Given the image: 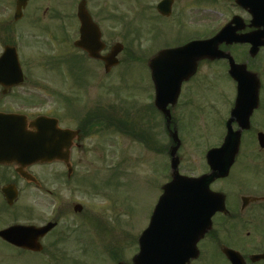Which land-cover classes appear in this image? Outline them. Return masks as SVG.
I'll list each match as a JSON object with an SVG mask.
<instances>
[{
    "label": "flooded vegetation",
    "instance_id": "flooded-vegetation-1",
    "mask_svg": "<svg viewBox=\"0 0 264 264\" xmlns=\"http://www.w3.org/2000/svg\"><path fill=\"white\" fill-rule=\"evenodd\" d=\"M40 1L42 3L39 6L35 0H0V32H4L6 37V40H2L3 48L6 45H13L22 54L21 46L28 47L36 33L43 36L45 31L53 30L56 32L54 23L59 24L60 29L56 37H52L51 40L59 37V44L64 41L68 47L74 45V42L80 37V23L77 13L70 10L65 11L61 0L60 2L59 0ZM82 1L86 2L88 12H90L93 21L99 24L101 31L103 24L100 22V16L108 15L109 21H113L111 18H115L108 8L99 10L100 3L97 6L99 11L94 12L96 8H93L95 5L93 1L95 0H79L78 2ZM149 1V8L153 17L148 19L150 26L157 25L159 19L172 20L171 17L176 15L175 6L179 3L178 0H168L170 1V11L164 9V13L159 9L160 3L164 0ZM71 4L74 5L72 1ZM189 5L203 7L200 16H190L196 22L194 23L195 28L201 30L195 31L197 34H192L191 37L185 36L178 43L153 47L154 53L144 60L149 74V89L143 91L144 98L137 99L133 103L130 102L125 106L121 104L118 107L115 102L119 100L118 98L114 102H110V92L107 87L108 75L112 74L127 56L121 57V53L117 67L106 72V65L103 60L92 59L86 52H83L86 57L82 61L92 62V72L83 75L82 71L87 68L86 64L83 63L81 65L83 69L80 68L79 72L68 76L69 90H64L55 83L54 89L57 99L68 93V99H70L68 104L71 110L69 114L63 111V114L53 116L49 111H42L35 107L34 109L29 108L30 103H26V101H34V96L41 97L42 89L39 87L41 84L32 79L30 86L36 92L40 91L39 95L33 94L34 96H31L29 94L32 97L30 98L26 96V90L21 92L20 89L25 88V84L29 81L26 75V64L23 61L21 63L25 76L20 85L5 87L0 83L1 112L2 110L24 112L30 119L47 114L56 117L60 127L77 131L71 141L72 147L69 151L68 160L72 164L71 171L69 163L60 159L45 164L36 163L23 168V172L35 176L32 181H29L19 175L18 168L20 166H14V163L0 164V264H31L33 261L29 262L27 258L32 256L37 264H89L87 257L83 254L84 251L76 252L75 247L71 251L67 250L68 243L73 242L71 237L74 229L68 224L64 225V219L71 218L70 214L81 219L79 224H83L87 220L88 216H86L84 207L81 212H77L76 209L77 205H82V203L62 201L59 194L56 195L55 189L51 188L50 183L42 178L38 170L36 171V167L62 166L64 172L61 171L58 174H60L64 185L74 183L77 184L78 189L84 188V178L78 177L77 174L78 163L87 157L91 147L95 148L94 151L99 158H110L115 152L113 151V133L122 137L120 139L124 158L128 154L129 142L133 141L138 144V149L144 151L142 155L154 153L153 160H157L155 157L163 153L164 149H167L168 155V150L173 143L171 134L177 130L180 137V134L184 136L187 130L183 123V112H197L200 116L202 115L204 104L196 100L191 92H193L195 81L203 74L200 72L203 65H208L210 71L212 70L206 73L207 76L213 78L215 71L216 74L223 76L234 85V96L229 99L219 117L221 124L220 139L216 143L204 144L203 147L207 151L225 143L227 125H230L234 132H240V147L234 161L229 166V172L210 184V188L220 195H215L217 199L213 196L208 202V207L205 208L207 211L212 207L215 211L210 220L207 219L208 223L211 221V227L199 241L200 257L191 260L190 264H208L205 248L208 243L213 244L215 253L217 252L219 256L225 258V264H232L224 251L225 247L240 252L242 258L238 257L237 264H264V124L256 120L259 112L264 113L262 101L264 94V0H189ZM110 9L115 11L116 8ZM204 12L206 14L208 12V15H204ZM188 18L183 15L179 20L174 19V22H182V19L188 22ZM24 22L29 28L20 25ZM225 25L229 26V33L224 34L217 41L212 58L200 60L195 73L189 79L182 80L179 96L175 98L173 95H169L165 102L166 107L161 109L158 106V95H156V84L150 60L155 57L160 49L181 46L194 39H212ZM29 38L31 41L27 40ZM105 43L107 44V42ZM110 47L103 53L106 54ZM127 57H130V61L144 59L143 54L135 52L132 55L128 54ZM178 61V57L171 56L165 57L163 63L166 67H171V63L178 64ZM96 65L104 71H98L101 73L94 72ZM181 67V65L178 66L179 69ZM177 75L178 73L175 74V79L172 82H175ZM85 76H89V78ZM244 79L246 82L247 80L251 82L259 80L258 101L247 100V97L256 94L252 85H250L251 89L244 92V98L240 99L239 81ZM8 97L11 103L20 104L22 102L23 105L18 108L10 107L9 104H6ZM256 103H258L257 106ZM209 106L213 110L212 104ZM166 111L167 116L164 114ZM232 112L235 113L234 116L237 115L236 112L240 113L239 119L236 120ZM161 119L164 122L166 138H168V145H165L164 148H162V139L160 138L159 122ZM247 124L249 127H245ZM222 128H224L223 131ZM101 132L104 135L108 134L104 140L99 138L100 135L96 136ZM90 137L98 138L102 143L96 146L95 143L88 142ZM100 148L104 152H99L98 149ZM205 165L207 170L197 175L208 174L212 171L209 160L206 158ZM238 168L244 170L253 168L255 177L258 176V179L253 184L246 180L240 181L238 185H235L239 191L231 199L223 185ZM49 175L54 176L52 173ZM166 181L163 178L160 190ZM26 186L32 188L30 193L25 191ZM160 195L161 192L158 198ZM151 216L149 220H151ZM49 223L54 224L50 230L45 233L38 232L37 229L46 227ZM75 224L77 226L78 221ZM239 230L242 231L241 234ZM207 238L212 241L206 240ZM232 238L243 242L242 247L229 245L227 240ZM204 242H206L205 245ZM33 245H36L39 250H32Z\"/></svg>",
    "mask_w": 264,
    "mask_h": 264
},
{
    "label": "rangeland",
    "instance_id": "rangeland-1",
    "mask_svg": "<svg viewBox=\"0 0 264 264\" xmlns=\"http://www.w3.org/2000/svg\"><path fill=\"white\" fill-rule=\"evenodd\" d=\"M35 1L39 6L42 3L40 0ZM61 2L65 11H69L72 8L71 0H61ZM178 2L175 6L176 15L174 14L171 17L172 20L159 19L157 25L152 26L149 25L148 21L150 17L153 18L152 11L149 8V0H95L93 1L95 4L93 8H96L94 12L108 8L115 16V18H111L113 21H109L106 14L103 17L100 16L101 21L99 20L103 24V38L107 42L108 48L120 41L125 44V50L121 53V57L138 52L143 54V60H146L154 53L153 47L157 48L175 42L178 43L185 36L191 37L192 34H197L195 31L201 30L195 28L194 23L196 22L190 16H200L203 7L189 5V0H178ZM132 4L138 10V13L131 7ZM98 5L99 10H97ZM109 7L116 9L113 11ZM134 13H137V15L134 16ZM183 15L189 17L188 22L185 19H182V22H174V19L179 20ZM204 15H208V12L207 14L204 12ZM20 25L29 28L26 22L20 23ZM53 25L56 32L53 30L50 32L45 31L43 33L44 37L40 36V33H36V36L33 35V43L31 42L28 47L21 46L22 58L26 64V75L29 81L25 84L26 87L20 90L21 92L26 90V96L28 97L30 95L34 96L33 94L39 95L40 91L36 92L30 86L32 79L39 82L41 84L39 87L42 89L41 97L34 96V101L28 100L26 103H30L29 108L32 107L34 109L35 107L42 111L46 110L55 116L63 114V111L68 114L71 112L68 104L70 103L68 93L65 95L66 97L62 96L59 98L60 100L57 99L56 90L54 89L55 83L58 87L69 90L67 71L69 73H77L80 68L83 69L80 61L85 59L86 55L75 47L67 50L58 46L59 37L51 40L52 37H56L60 29L59 24L54 23ZM3 39L6 40L5 34L0 32V52L3 51L1 47ZM27 40H30V38ZM75 56L80 61L76 62ZM127 56L124 57L121 65L108 76L107 87L110 92V102H114L118 98L119 100L115 101L118 107L121 104L125 106L130 102H135L137 99L144 98L143 91H148L149 89L147 64L142 60V62L140 60L135 62L137 60L133 59L134 57H131L133 61L130 62V57ZM57 57L58 61L56 60ZM70 61L74 63H69ZM83 63L86 64L87 68L82 71V74L91 73L92 62L89 63L85 60ZM68 67H70L71 72ZM61 68L66 70L60 72ZM96 71L101 73L104 70L96 65L94 72ZM211 71L208 65H203L200 68V72L205 74H202L195 81L193 92H191L196 100H199L205 106H203L202 115L200 116L197 112H183V123L187 130L184 136L180 134L182 145L179 155L182 158L180 164L181 172L185 175L196 176L207 170L205 165L206 150L203 146L207 143H216L220 139L221 124L219 117L222 115L221 113H223L229 99L234 96V85L223 76L216 74L215 71L213 72V78L207 76L206 73ZM85 77L89 78V76ZM262 101L264 103V94L262 95ZM6 104L13 108L23 105L22 102L20 104L11 103L9 97ZM211 104L213 110L209 106ZM256 120L264 124V113L259 112ZM159 127L161 130L162 148H164L165 145H168V138H166L162 119L159 122ZM223 130L224 128H222ZM99 135V138H103V140L105 136H108L107 133L104 135L103 132L96 136ZM112 138L113 151L115 152L110 158H99L96 151H94L95 148L91 147L87 157L78 163L77 174L78 177L84 178V188L80 187L78 189L77 184L74 183L64 185L60 174H58L61 171L64 172L62 166L36 167V171L38 170L42 178L50 183L51 188L55 189L56 195L58 196L59 194V198L62 201L66 203L77 201L84 205L88 218L83 222L82 226L79 224L81 219L73 217L72 214H70L71 218L64 219V225L68 224L71 228H75L72 225L78 221L77 227L80 228L76 233L73 231L71 237L73 242L71 244L68 243V251H71L73 246L77 247L76 239L74 240L73 237L78 234V237L84 238L82 233H86L87 240L84 239L89 246L86 249L88 255H85V257L89 258V264H117L114 261L117 258H112L110 253L113 250L117 252L118 257L121 255L125 261H131L133 254L138 249L137 238L146 228L152 215L153 207L161 192L160 184L163 182L164 176L165 181L168 177V174H165L167 161H169L166 151L156 156L157 160H153L154 153L142 155L144 151L142 152L138 149V144L133 141L129 142L127 147L128 154L124 158V150H122L120 139L122 137L113 133ZM88 140L90 143H95L96 146L102 143L98 138L95 139L94 137H90ZM98 151L103 150L100 148ZM242 154L244 153L242 152ZM49 173L54 176L52 177ZM257 179L258 176L255 177L253 168L250 170L238 168L223 186L228 191L230 198L233 199L239 191L235 185H238L242 180L253 184ZM24 189L27 193L32 190L30 186H26ZM98 189H102V193L104 194L105 192V195L100 194ZM239 232L241 234L242 231L239 230ZM206 240L212 241L209 238ZM227 242L230 243L229 245L233 244L237 247H242L243 245V242L238 241L236 238L227 240ZM205 244L206 242H204ZM205 248L208 264H225V258L219 256L217 252V254L215 253L212 243L205 245ZM83 250L85 249L75 251L81 253ZM78 259L83 260L82 258ZM27 261H33L31 264H37L33 256L28 257Z\"/></svg>",
    "mask_w": 264,
    "mask_h": 264
},
{
    "label": "water",
    "instance_id": "water-1",
    "mask_svg": "<svg viewBox=\"0 0 264 264\" xmlns=\"http://www.w3.org/2000/svg\"><path fill=\"white\" fill-rule=\"evenodd\" d=\"M170 1L162 6V11L167 9L170 11ZM80 16L85 29L86 37L77 44L82 49L88 52L92 58H101L106 62L107 70L109 71L113 66L119 62L117 55L123 50L124 46L118 43L114 46L110 53L103 57L100 52L106 48V44L101 41L102 33L96 23H93L92 18L87 12L85 5L80 7ZM167 13V12H166ZM225 31L213 38V40H202L191 42V44L182 46L181 48H173L170 50L160 51V54L150 60L152 67V74L157 84L158 90V106L161 109L166 107L165 102L169 95L178 97V92L182 80L189 79L196 71L198 63L203 58L211 59L215 50V44L223 37ZM175 56L179 58L178 64L171 63V67H166L163 63V58ZM181 65V69L178 66ZM178 73L175 82V74ZM23 73L16 58V53L12 52L11 48H7L6 52L0 57V82L6 85L22 82ZM167 81H171L168 84ZM256 91L253 96L247 97V100L258 101L259 80L247 82L242 80L239 84V92L241 98H244V92L251 89V86ZM243 101V100H242ZM258 103H256L257 106ZM235 119H239L240 113L236 112ZM167 116V111L164 113ZM248 119V117H247ZM246 119V121H247ZM249 127V125H245ZM240 132H233L230 126L228 132V139L223 147L211 150L207 157L211 160L212 173L202 175L197 178L181 176L176 169L179 160L173 164L176 169L173 181L167 183L164 187L165 193L160 198L159 204L156 207L155 215L153 217L154 225L147 228L140 237V252L133 259L132 264H180L181 258L197 256V242L202 237L210 226L207 222L200 224L199 219H207L208 213L201 211L206 199L216 197L210 191L209 183L216 177L224 176L229 171L230 164L234 161L239 150ZM76 132L71 129H61L58 126V121L47 116H40L32 121H28L25 115L16 113H0V163H14V165L21 166L19 173L25 179L32 180L33 176L23 172V168L34 164L36 162L46 163L47 161H54L57 159L69 163L70 149L72 147V140ZM173 140L177 143L173 149V154L179 149V138L177 134L172 135ZM215 159V160H214ZM70 170L71 164L69 163ZM211 196V197H210ZM77 212H80L82 207L77 206ZM191 216L198 225V229L191 226H184L181 228L178 220L182 217L187 218ZM163 216L166 227H157V217ZM52 224H49L50 229ZM41 233L47 229H41ZM161 233H164V248L168 252L176 249L175 252H181V257L175 262H160L155 261L156 256H161L163 251L161 247L156 249L151 245L152 243H161ZM36 249L37 246H32ZM170 255V252L166 253ZM171 256V255H170ZM162 260L165 259L161 256ZM129 264V263H119Z\"/></svg>",
    "mask_w": 264,
    "mask_h": 264
}]
</instances>
